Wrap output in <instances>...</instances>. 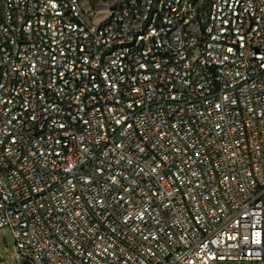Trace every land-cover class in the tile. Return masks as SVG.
Returning <instances> with one entry per match:
<instances>
[{"label": "built area", "instance_id": "2783aa9c", "mask_svg": "<svg viewBox=\"0 0 264 264\" xmlns=\"http://www.w3.org/2000/svg\"><path fill=\"white\" fill-rule=\"evenodd\" d=\"M0 229L25 264H264V0H0Z\"/></svg>", "mask_w": 264, "mask_h": 264}, {"label": "rangeland", "instance_id": "374dc122", "mask_svg": "<svg viewBox=\"0 0 264 264\" xmlns=\"http://www.w3.org/2000/svg\"><path fill=\"white\" fill-rule=\"evenodd\" d=\"M94 6H103L112 8L115 0H86ZM0 264H25L16 248L14 239L6 229H0Z\"/></svg>", "mask_w": 264, "mask_h": 264}, {"label": "trees", "instance_id": "16d2710c", "mask_svg": "<svg viewBox=\"0 0 264 264\" xmlns=\"http://www.w3.org/2000/svg\"><path fill=\"white\" fill-rule=\"evenodd\" d=\"M97 0H95L94 2H96Z\"/></svg>", "mask_w": 264, "mask_h": 264}]
</instances>
